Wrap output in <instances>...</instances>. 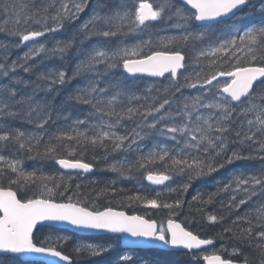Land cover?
<instances>
[{
  "label": "snow or ice",
  "instance_id": "snow-or-ice-1",
  "mask_svg": "<svg viewBox=\"0 0 264 264\" xmlns=\"http://www.w3.org/2000/svg\"><path fill=\"white\" fill-rule=\"evenodd\" d=\"M97 162L120 179L178 180L170 200L123 197L168 210L166 222L111 206L116 180L73 183ZM198 214L220 230L186 226ZM46 222L159 241L190 264H264V0H0V264L114 251L85 242L65 254L66 238H37ZM110 264L151 262L124 250Z\"/></svg>",
  "mask_w": 264,
  "mask_h": 264
},
{
  "label": "trees",
  "instance_id": "trees-1",
  "mask_svg": "<svg viewBox=\"0 0 264 264\" xmlns=\"http://www.w3.org/2000/svg\"><path fill=\"white\" fill-rule=\"evenodd\" d=\"M87 14H83L81 19H86ZM66 35V34H64ZM59 38V37H58ZM129 83L135 84L137 86H146L150 83H156V84H164L166 85L168 83L167 77L163 78L162 80H151L146 78H138V79H129ZM90 159V157H89ZM33 166L32 161H28L26 163V167L31 168ZM37 167L41 165H35ZM50 170L52 171H59V167L55 165L50 166ZM247 170H251L250 168ZM138 179H120L118 178L116 173H112L108 170H106V167L103 162H97L95 169L91 173L81 174L80 176L76 177L74 180L75 183H81L85 186L89 184V182L97 181L99 183L93 184V187H103L107 182L116 180L117 184L116 187L118 189H123V192H120L115 197H108V199L112 200L113 207H116L117 209H124L127 210L129 213H137L141 214L143 216L157 219L159 222H166V220L169 218V212L166 209L160 208V209H154V208H148L145 207L142 204H137L135 202L132 203L131 206H126L127 201L123 200V197L126 195H132L136 191H140L142 195L148 196L149 198H153L156 196V193H162L163 196L159 197L158 199H164V200H170L173 198V195L169 193V188H176L177 184L179 183L178 180H174L173 182L168 183L167 186L163 188H155L146 182V179H143L140 174H134ZM226 174H221L215 177V181L209 180L206 184H200L197 183L194 185L193 188H190L189 191L185 194V199L190 200L193 195H195L197 192L200 191H212L214 188L212 187L214 183H218L222 179L225 178ZM84 191H87V187H85ZM89 206H91V203H95L101 208L106 206V200L101 199H95L92 196H89ZM117 201H121V203H117ZM193 207H198V205H193ZM219 205H211L206 207V212L208 213H216L218 212ZM186 213H182L179 217V220L184 223L185 222ZM197 223L192 225H186L190 226L193 231H198L202 234V236L206 237L209 235H212L214 232H218L220 230L219 226L211 227L208 223H206L202 217L198 214L197 217ZM64 237L67 239V243L63 244L62 250L64 253L68 255H72V249L76 243H85V242H111L114 247V251L102 258L96 259L92 264H110L111 261H114L117 257V254L128 250V252L138 258H147L150 260L151 264H190V258L182 251H174V250H163L158 248H152V249H126L121 245V242L118 237L116 236H109V235H101V236H83L76 233H73L69 230L65 229H58L53 226H43L39 227L37 229V238L43 240L45 237H50L52 239L56 237ZM220 247V241L217 242L216 248ZM211 249V250H210ZM208 252L213 251V248H209L207 250ZM17 264H46L44 262H26L22 259L18 258ZM201 264H203L201 262Z\"/></svg>",
  "mask_w": 264,
  "mask_h": 264
},
{
  "label": "water",
  "instance_id": "water-1",
  "mask_svg": "<svg viewBox=\"0 0 264 264\" xmlns=\"http://www.w3.org/2000/svg\"><path fill=\"white\" fill-rule=\"evenodd\" d=\"M151 78H162V77H151ZM148 183L152 186H155V187L164 186V185H153L150 182H148ZM121 211H125V210H121ZM129 215H132V214H129ZM45 225H52V226H56V227H60V228H66V229H70L72 231H75L78 233H84V234L120 235L121 240H122V244L126 247H141V248L158 247V248H164V249H172L168 246L163 245L162 242L155 241V240H148L147 238H143V237H139V238L131 237L127 233H111V232H108L107 230H94V229L77 228V227L72 226L68 223H55V224H53L52 222H46ZM20 257L24 260L45 261L47 264H51V262L59 260V258H57V257H53V256L46 255V254H35V253L22 255ZM59 264H65V262L60 261Z\"/></svg>",
  "mask_w": 264,
  "mask_h": 264
},
{
  "label": "bare ground",
  "instance_id": "bare-ground-1",
  "mask_svg": "<svg viewBox=\"0 0 264 264\" xmlns=\"http://www.w3.org/2000/svg\"><path fill=\"white\" fill-rule=\"evenodd\" d=\"M138 78H146V79H149V76H139V77H137L136 79H138ZM218 242V241H217ZM211 250V249H210Z\"/></svg>",
  "mask_w": 264,
  "mask_h": 264
}]
</instances>
